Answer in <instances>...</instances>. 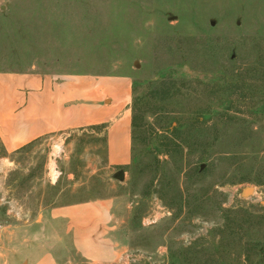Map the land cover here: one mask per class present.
<instances>
[{"label": "rangeland", "instance_id": "374dc122", "mask_svg": "<svg viewBox=\"0 0 264 264\" xmlns=\"http://www.w3.org/2000/svg\"><path fill=\"white\" fill-rule=\"evenodd\" d=\"M28 70L127 77L131 158L115 179L85 129L0 146V224L122 195L131 264L257 260L264 0H0V71Z\"/></svg>", "mask_w": 264, "mask_h": 264}, {"label": "crops", "instance_id": "0c3cea01", "mask_svg": "<svg viewBox=\"0 0 264 264\" xmlns=\"http://www.w3.org/2000/svg\"><path fill=\"white\" fill-rule=\"evenodd\" d=\"M131 81L51 71H0V146L6 154L43 137L91 131L102 158L128 165ZM129 205L122 195L48 207L31 223L0 229V264H112L127 250Z\"/></svg>", "mask_w": 264, "mask_h": 264}, {"label": "trees", "instance_id": "16d2710c", "mask_svg": "<svg viewBox=\"0 0 264 264\" xmlns=\"http://www.w3.org/2000/svg\"><path fill=\"white\" fill-rule=\"evenodd\" d=\"M242 226H243V225H240V224H239V225H236V227H237L238 229L241 228ZM236 232H238V231H236ZM239 238H241V235H240ZM249 240H250L249 242H252V243H251V244H252V247H256V246L259 245V243H258V239H257L256 237H254V235L251 234V233H250ZM256 255L258 256V257H257V260L251 262V264H260V263L262 262V260L264 259V250H262V251H259V250H258V252L256 253ZM170 257H171V259H172L171 264H174V262H176V260H177L176 254L172 253V254L170 255Z\"/></svg>", "mask_w": 264, "mask_h": 264}, {"label": "built area", "instance_id": "2783aa9c", "mask_svg": "<svg viewBox=\"0 0 264 264\" xmlns=\"http://www.w3.org/2000/svg\"><path fill=\"white\" fill-rule=\"evenodd\" d=\"M3 227L2 224H0V229ZM141 258V254L140 253H134L133 251L130 250H126L123 252L120 260L116 263H112V264H131L134 262L139 261Z\"/></svg>", "mask_w": 264, "mask_h": 264}, {"label": "water", "instance_id": "95a60500", "mask_svg": "<svg viewBox=\"0 0 264 264\" xmlns=\"http://www.w3.org/2000/svg\"><path fill=\"white\" fill-rule=\"evenodd\" d=\"M138 63L136 62L135 63V65H137ZM113 177L115 178V179H117V180H123V178H124V170H122V169H119L117 172H115L114 174H113ZM252 189H251V187H248V188H246V192H249V191H251Z\"/></svg>", "mask_w": 264, "mask_h": 264}]
</instances>
